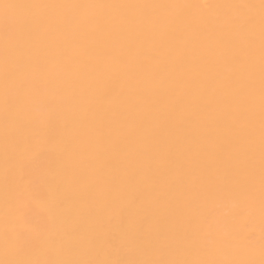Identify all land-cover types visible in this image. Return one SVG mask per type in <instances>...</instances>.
<instances>
[{
    "label": "bare ground",
    "instance_id": "bare-ground-1",
    "mask_svg": "<svg viewBox=\"0 0 264 264\" xmlns=\"http://www.w3.org/2000/svg\"><path fill=\"white\" fill-rule=\"evenodd\" d=\"M0 3L55 6L0 8V264L264 261L261 0ZM50 113L21 214L5 149Z\"/></svg>",
    "mask_w": 264,
    "mask_h": 264
},
{
    "label": "snow or ice",
    "instance_id": "snow-or-ice-1",
    "mask_svg": "<svg viewBox=\"0 0 264 264\" xmlns=\"http://www.w3.org/2000/svg\"><path fill=\"white\" fill-rule=\"evenodd\" d=\"M30 7H55V6H41V5H27L18 3H0V8L3 9V28L6 36L11 34H20L25 26L31 23L28 17L19 16L10 18L9 11L21 8ZM205 7H209L205 5ZM239 7H250L249 5H240ZM262 14L261 27V57L264 62V0L260 4ZM67 22V21H64ZM13 70L7 65L5 67L6 79L11 78ZM23 87V84L20 85ZM6 97V103H7ZM261 103H262V141H261V196L264 200V63H262V80H261ZM26 129V131H25ZM55 132V123L53 115L50 113L48 118L41 121L39 125L32 127L30 125L21 124L20 134L22 139L19 143L9 150L6 146L5 161H4V180L6 184H15L19 189L22 197V206L20 213L23 214L27 209L33 205L47 208L50 203V190L33 189L30 183L24 182V177L21 175L17 179L18 173L25 172L31 165L32 159L35 158L33 149L38 147L42 140L47 136L50 137ZM54 219V218H53ZM16 264H42L38 260L20 261ZM57 264H194L188 261H165V260H101V261H62ZM239 264H247V262H239ZM264 264V261L261 262Z\"/></svg>",
    "mask_w": 264,
    "mask_h": 264
}]
</instances>
